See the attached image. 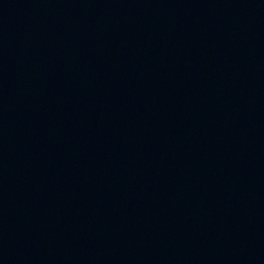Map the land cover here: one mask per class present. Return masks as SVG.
I'll return each mask as SVG.
<instances>
[{
    "label": "water",
    "instance_id": "95a60500",
    "mask_svg": "<svg viewBox=\"0 0 264 264\" xmlns=\"http://www.w3.org/2000/svg\"><path fill=\"white\" fill-rule=\"evenodd\" d=\"M0 264H264V0H37Z\"/></svg>",
    "mask_w": 264,
    "mask_h": 264
}]
</instances>
